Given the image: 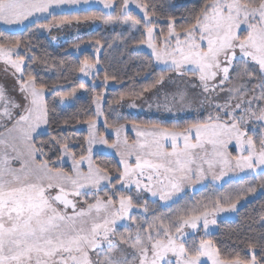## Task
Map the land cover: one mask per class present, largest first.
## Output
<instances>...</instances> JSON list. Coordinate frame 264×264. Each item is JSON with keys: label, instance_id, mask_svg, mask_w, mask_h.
<instances>
[{"label": "snow or ice", "instance_id": "obj_1", "mask_svg": "<svg viewBox=\"0 0 264 264\" xmlns=\"http://www.w3.org/2000/svg\"><path fill=\"white\" fill-rule=\"evenodd\" d=\"M80 3L0 0V25L38 22L45 14L55 17L54 9ZM99 3L112 11L62 18L55 26L99 20L135 31L142 28L146 39L139 43L146 44L151 58L164 65L156 83L170 73L189 77L185 83L194 95L188 105H198L203 112L198 111L197 118L183 127L152 123L153 131L137 130V136L147 138L134 144L119 139L123 125L111 126L117 140L109 142L98 129V119H78L87 124L88 135L77 154L70 138L53 134V125L61 133L64 129L50 115L48 85L31 70L25 72L26 62L30 67L39 59L27 55L31 44L0 36V61L6 66L4 72L9 66L12 69L14 90L20 96L18 100L0 87V128L4 130L0 133V264H264V217L257 237H236L237 247L227 252L206 238L209 225L217 222L214 214L235 211L245 194L243 188L234 198L227 193L203 208L168 216L156 215L145 195L166 202L185 185L209 174L219 180L236 170L254 173L264 188V0H203L179 30L176 18L167 16V33L161 29L159 40L155 30L163 17L155 0ZM133 5L142 15L131 11ZM52 26L41 25L47 31ZM99 63L86 57L74 71L92 79ZM108 80L105 75V84ZM79 88L86 90L85 83ZM56 91L64 107L69 106L65 101L76 98V88ZM149 91L151 87L143 89ZM179 96L184 106L187 93ZM101 97V93L92 97L97 118L103 115ZM135 99L146 98L138 93ZM249 124L258 125L259 135L249 134ZM63 125L66 128L69 121ZM104 126H110L107 118ZM138 127L133 124L134 129ZM42 129L47 139L42 138ZM232 144L236 155L229 150ZM95 145L115 149L122 170L95 163ZM131 156H135L134 164L127 159ZM65 160L71 162V171L63 170ZM12 161H18L19 167H13ZM255 191L251 186L246 190ZM89 192L92 199H88ZM118 221L128 222L123 224L124 232L118 231ZM201 222L204 236L198 235ZM188 229L194 234L190 236Z\"/></svg>", "mask_w": 264, "mask_h": 264}, {"label": "trees", "instance_id": "obj_2", "mask_svg": "<svg viewBox=\"0 0 264 264\" xmlns=\"http://www.w3.org/2000/svg\"><path fill=\"white\" fill-rule=\"evenodd\" d=\"M157 4V9L162 19L158 21L156 33L157 40H159V33L163 29L164 33H167V19L169 15H173L176 18L177 30L180 29L181 25L184 23V19H191L194 12L199 10L202 5L203 0H197L195 4L187 5L178 9H168L165 7L164 0H155ZM133 12V11H132ZM134 13V12H133ZM92 14H103L99 9H89L80 10L71 13H60L55 14V17L49 16L47 19L40 22H36L26 26L24 29L18 32H4L0 31V36L6 37L8 39H21L28 41L31 44V50L27 53L29 57H38V62L31 64L30 67H25V72L31 70L37 77L42 78V82L48 85V90L46 94V102L49 106L50 115L54 118L57 123L60 124V128L64 129L61 133L55 125H53V134L63 135L70 138L72 146L75 148L77 154L80 152V144L84 143V137L86 133L84 131L76 130L79 125H84L83 122H77L86 120L88 118H95L93 107H92V97L97 93H101L103 99L102 112L103 116L110 120L112 118L111 113L114 108L119 107L121 104H126L131 99H134L136 94L143 92L145 87H151V90L157 84L156 81L159 75L155 73L152 69L151 57L146 53H135V56H126L123 60L117 59V52L121 48L120 43H116V33H107L109 37H104L101 35V27L95 25L93 26V31L88 32V34L79 35L75 37L72 41H59V37L55 36L54 44L53 41H47L45 37L40 36L37 33V29L41 25L49 24L55 26L57 21L62 18H74V17H84ZM136 14V13H134ZM99 21V20H97ZM97 21H81L77 24L87 26L88 24L95 23ZM72 23V24H73ZM52 26V27H53ZM142 31H138V40L134 39L129 41V43L138 42L142 39ZM114 38V40L110 37ZM58 40V43H56ZM96 40L100 41V44H95ZM113 40V41H112ZM92 42L94 45H101L102 54L96 58L91 51H84L78 55L67 52L73 45ZM52 44V45H51ZM60 46H59V45ZM55 46V47H53ZM114 46V47H113ZM112 47L114 49V54L112 53ZM111 48V51H109ZM21 51H24L23 46ZM88 58L90 61L95 62L97 59L100 61V70L96 73L95 78L92 80L93 83H98L95 87L92 84L85 83L86 90L80 89L79 84L82 82L78 79V71H74L82 60ZM109 76L107 83H111V88H106L103 83L104 76ZM98 77V79L96 78ZM55 85V87H53ZM63 88L66 91H72L76 88V94L80 93L82 90L84 94L78 97L74 103L68 106L64 110H59L57 108V101L59 95L56 88ZM150 92V91H149ZM124 96V100H120V97ZM117 101H120L117 103ZM55 108V110H53ZM183 116V119L177 124H161L163 127L172 128L174 126L183 127L187 123L195 120L196 116ZM68 120L69 125L65 128L63 121ZM154 120V119H153ZM132 121V120H131ZM138 125L150 126L153 122L146 121L144 119H137L135 121ZM159 124V123H158ZM101 132V129H100ZM43 139L48 138V133L42 136ZM77 141L79 143H77ZM86 149V144L84 145ZM86 154V151H85ZM53 160L56 157L53 155ZM95 163L102 166H106L109 169L120 168L117 161L105 155H96L93 157ZM64 171H70L68 167H63ZM115 172L113 176L115 177ZM264 217V193L257 196L250 202L246 203L241 207L233 220H221L217 224V229L215 233L206 236V238L212 239L222 251L227 252L231 249L237 247V244L233 243V239L236 237L240 238H254L260 234V222L261 218ZM242 247V245H241Z\"/></svg>", "mask_w": 264, "mask_h": 264}, {"label": "rangeland", "instance_id": "obj_3", "mask_svg": "<svg viewBox=\"0 0 264 264\" xmlns=\"http://www.w3.org/2000/svg\"><path fill=\"white\" fill-rule=\"evenodd\" d=\"M165 1V7L168 9H178L187 5L195 4L197 0H164ZM89 9H99L102 11V13H107L109 11H112L110 9H105L101 3H99V0H88V3H83V0H81V3L79 5H73V6H63L59 9H54L55 14L60 13H71L76 12L80 10H89ZM131 11L138 15H142L139 13V10L135 8L133 5L131 8ZM46 15V16H45ZM41 18L47 19L49 16L45 14ZM39 18V20L41 19ZM43 19V20H45ZM33 22V20L26 21L24 25H13V26H6V25H0V31L4 32H18L21 31L27 24ZM99 26L101 27V35L104 37H109L108 32L110 34L116 33L117 37L116 43H120L121 48L117 52V59L123 60L126 56H135V53H146L151 57V50L147 47L146 44H141L138 42L129 43V41L139 38L138 31L130 30L127 25H121V24H103L101 21H97L95 23L88 24L87 26L77 25V24H71V25H62L59 27L53 26L51 27L50 31L46 30V40L47 41H53L52 44H54L53 37H59V41H62L64 39L65 41H72L75 37H78L79 35L88 34V32L93 31V26ZM44 31L43 28H38L37 33L39 35L42 34ZM156 31V30H155ZM50 32V34H48ZM143 32V31H142ZM114 40L113 36L110 37ZM142 39H146L145 36L142 35ZM58 40L56 43H58ZM112 40V41H113ZM175 43V40L173 38V44ZM51 44V45H52ZM59 45V44H58ZM60 46V45H59ZM55 47V46H53ZM114 47V46H113ZM112 47V53L114 54V49ZM99 49V51H97ZM84 51H91L96 58H98L102 54V47L101 45H94L92 42H86V43H80L79 48L72 47L67 52L73 53L75 55H78ZM111 51V48L110 50ZM152 61V69L155 70V73L157 75H161V69L164 67L162 64H158L154 59L151 58ZM6 66L3 64L2 61H0V87L4 88L8 95L15 97L16 99H20L18 91H15V79L12 76V69L9 66V71L6 73L4 72V68ZM100 70V65H97V69L93 72V78L89 79L87 77H84L81 73L78 74V79L84 83L92 84V80L95 78L96 73ZM171 76L172 79H169L168 77ZM189 79V77H177L174 73H170L166 75L165 80L162 83L156 84L154 88L150 91L144 94L143 96L146 99H131L126 104H121L119 107L114 108L112 110L111 116L112 118L108 120L109 127L104 126L105 117L102 115L99 118L95 116L96 106L92 103L94 116L96 119H98V129L101 132H103L106 136V138L109 140V142L116 141L117 136L113 130L112 125H123V129L120 132L119 139L123 141L125 138L128 140L129 144H134L137 140H144L147 137L145 136H137V130L142 132H150L153 131L149 126L146 125H138L136 124L135 120L137 119H144L146 121H150L152 119L153 122L161 124H177L179 121L183 119V116H196L198 111L203 112L202 109L198 108V105L192 104L191 106L188 105V101H191L194 91L191 89L190 86H188L185 81ZM98 84L93 83L92 86L94 87ZM103 85L106 88H111V83H103ZM185 92L187 93V101L185 102L184 106H181L180 103V96L179 94ZM47 94V93H46ZM84 94V91L82 90L80 93L76 94V98L74 100H68L64 102V105H72L74 101L82 96ZM102 109L103 105V99L99 101ZM135 103L136 107H129L130 104ZM167 105V108L165 107ZM57 108L59 110H64L67 107H64L61 105L60 100L57 101ZM168 108H171L172 111H168ZM206 115V113H203ZM154 119V120H153ZM132 120V121H131ZM138 125V129L133 128V124ZM162 126V125H161ZM249 134H255L259 135L260 129L258 125L256 124H249L247 125ZM76 130L84 131L86 133V136L88 135V127L87 124L79 125L76 127ZM4 130L0 128V133H2ZM43 135L46 133L45 130L42 129ZM87 148V145H86ZM229 150L232 152L233 155H236L235 151V145H229ZM87 155V152L86 154ZM96 155H105L110 156L114 158L117 163L120 166V169L122 170V165L120 164V156L116 154V150L113 148H108L103 145H95L94 151H93V157ZM130 163H135V156H131L127 158ZM13 167H19L18 161H12ZM63 167H68L71 171L72 164L70 161L65 160L62 163ZM206 167V166H205ZM83 170L87 171V164L83 166ZM259 171V170H258ZM255 176L254 173L250 174L247 170L245 171H230L227 175L221 177L219 180H214L213 177L209 174L204 179L200 180L199 182L193 183L192 185H185L183 190L175 193L171 200L169 201H160L158 197H151L150 194L145 193L147 200L149 202V206L155 210L156 215H163L168 216L173 213H175L178 210H187L193 207L203 208L204 205L210 204L214 202L217 198L223 199L224 195L227 193H230L233 198L237 193L241 191L243 188L245 191V194L243 198L240 200V202L237 204V209L235 211H228V212H218L215 213V219L216 224L209 225L208 229V235L215 233L217 229V224L221 220H233L236 217L237 211L243 207L246 203L250 202L257 196L264 193V188H261L260 181L257 179H254ZM107 183V182H105ZM251 186L256 189L253 193H247V188ZM82 191H89L88 189H84ZM53 194L55 192L53 191ZM100 195H103V189L100 192ZM78 199V198H74ZM88 199H92V192H89ZM86 207V205H84ZM71 209H69V212ZM143 216V213H141ZM149 219L151 218V213L148 214ZM118 223V231L124 232L125 229L123 227V224L128 223L125 222H117ZM188 233L193 235V230L188 229ZM199 236H204V230L202 228V222L201 227L199 229ZM207 235V236H208Z\"/></svg>", "mask_w": 264, "mask_h": 264}, {"label": "crops", "instance_id": "obj_4", "mask_svg": "<svg viewBox=\"0 0 264 264\" xmlns=\"http://www.w3.org/2000/svg\"><path fill=\"white\" fill-rule=\"evenodd\" d=\"M45 16H46V15H45ZM45 18H46V17H45ZM45 18H41L40 20H38V22L42 21V20L45 19ZM33 23H36V22H31V23L27 24L26 26H28V25H30V24H33ZM26 26H25V27H26ZM25 27H24V28H25ZM24 28H23V29H24ZM41 28H42V27H41ZM48 34H50V32H48ZM40 36H43V37L46 38V30H44Z\"/></svg>", "mask_w": 264, "mask_h": 264}]
</instances>
